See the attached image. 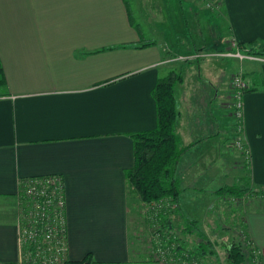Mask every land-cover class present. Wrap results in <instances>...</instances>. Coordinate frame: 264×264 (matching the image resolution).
<instances>
[{"label": "crops", "instance_id": "1", "mask_svg": "<svg viewBox=\"0 0 264 264\" xmlns=\"http://www.w3.org/2000/svg\"><path fill=\"white\" fill-rule=\"evenodd\" d=\"M125 1L128 8L123 0H0L1 264L19 258V182L51 174L64 181L67 259L90 253L100 264H137L130 230L139 223L137 207L146 219V205L131 195L125 176L133 165L131 134L156 126L151 91L172 69L182 75L174 91L175 132L181 146L196 142L177 164L180 211L194 209L183 196L189 182L197 186L199 160L213 159L211 106L239 68L247 82L240 134L248 153L245 180L264 187V61L222 55L232 42H264V0H220L216 11L200 9L198 0ZM185 7L195 28L197 21L209 28L216 22L209 53L191 33ZM203 57L223 68L221 77L206 62L205 74L190 68ZM243 221L251 252L264 264V202L249 203Z\"/></svg>", "mask_w": 264, "mask_h": 264}, {"label": "rangeland", "instance_id": "2", "mask_svg": "<svg viewBox=\"0 0 264 264\" xmlns=\"http://www.w3.org/2000/svg\"><path fill=\"white\" fill-rule=\"evenodd\" d=\"M200 9H203L201 5ZM185 12L186 18H188L190 23L191 33L201 36L199 40L204 44L203 50L208 53L214 50L213 41L217 33L216 22L210 20L209 28L208 25L206 26L205 22L197 21V26L195 28L192 23L195 17H192L191 10L185 7ZM202 13L204 14L207 12L202 11ZM197 16L198 15H196V17ZM211 34L212 38H210ZM244 60L245 59L242 61ZM171 61L170 63H173V61ZM214 61L215 60H211L207 57L199 58L197 62L192 64L193 67L190 68L193 70L198 68L197 71H195L199 75L205 74L206 67L204 65L206 62L208 65L212 66V68L210 66L208 67L209 73L213 76L221 77L223 68L220 69L221 67L215 66L216 64L214 65ZM217 64L222 65L219 61H217ZM185 67L188 68L187 65ZM232 75L231 78H229V85L219 91L220 98L217 101V107L211 106V111L217 118L215 124L216 128L214 127L215 130H217L213 135L215 136L216 143L211 153L213 159L204 157L199 160L198 164L200 165L197 166L200 167V171L202 172L200 175L197 174L194 178L197 186L191 189L190 186L193 183L189 182L187 185L189 189L185 196H183L184 203L194 208L191 212H187L188 215H186V217H190V219L193 218L197 221V226L204 236H199L194 232L191 234L182 233L183 226L185 225L183 218L178 212L173 211H168L173 225L172 231H156L158 222L151 223L146 217V212H144L146 219H142V217L139 218L140 209L137 207L139 223L135 225L136 227L134 229L130 230V234H132L131 241H133L137 247L138 257L137 261H135L137 264H184V261L189 262L188 259L185 260L188 252L196 250V245L198 243L205 244V240H202L204 238L209 241L208 244H211L215 254L206 251L204 255H199L197 254L199 250H196L198 252H196V256L193 258L198 259L201 264H226L223 248L225 245L232 242L242 243L246 258L244 264H257L256 255L251 252L250 244L246 237L243 214L247 205L252 201H260V203H263L264 194L251 195L250 192H245L240 196H231L229 194L216 193L218 188L225 185H234L241 189H253L249 185V182L245 180L246 171L244 169L248 158L243 154V150L237 148L235 145L239 133L237 129V120L234 116L235 101L234 92L232 90ZM213 80L218 81L219 79L213 78ZM188 90H190V87ZM198 105L201 104L198 103ZM195 107L193 109H195ZM197 109L199 110V108ZM197 109H195V113L198 111ZM184 111H188L186 106L184 107ZM197 166L190 165L189 170L196 173ZM201 185L202 188H200ZM163 203L164 202H161L160 205L163 206ZM182 214L184 215V213ZM174 237H176L177 241H184L183 243H185L186 246L185 251H182L178 256L174 252H169L165 246L170 243V240L174 239ZM172 245L174 244L172 243ZM169 248L172 249L174 247L171 246ZM165 255L169 256L165 258Z\"/></svg>", "mask_w": 264, "mask_h": 264}, {"label": "trees", "instance_id": "3", "mask_svg": "<svg viewBox=\"0 0 264 264\" xmlns=\"http://www.w3.org/2000/svg\"><path fill=\"white\" fill-rule=\"evenodd\" d=\"M125 7L128 4L125 0ZM200 1V0H198ZM201 8L209 11L203 3ZM135 29L139 31L138 26ZM152 42H141L139 46H148ZM244 49L248 54L264 57V42L260 44L238 45V48ZM182 81L180 72L172 69L166 74L160 76L151 91L156 108V126L151 130L139 131L131 134L133 141V165L125 171V176L129 186V192L140 202L146 205V216L151 223H157L156 231H172L173 225L168 215L169 212H178L184 221L182 233L192 232L199 236H204L197 226L195 219L187 218L180 211L179 195L182 191L181 180L177 175V164L181 155L190 149L194 143L191 142L185 146H181L179 137L175 132V122L177 119V110L175 106V86ZM3 85V73L0 64V86ZM246 90V89H245ZM252 195L264 194V187L257 189L244 188L241 189L234 185H225L216 190L218 194H229L231 196H240L243 193ZM163 203V206L158 209V205ZM154 209L156 213H154ZM169 211V212H168ZM199 231V232H198ZM183 235V234H182ZM205 244L198 243L196 251H190L186 255V259L190 260L196 256L204 255L206 251L215 254L211 244H208L205 238ZM176 237L170 240V243L165 246L169 252L180 254L185 251V243ZM172 243L174 245H172ZM173 246L174 248H169ZM224 256L226 264H244L245 254L244 247L241 242H232L224 246ZM169 256V255H167ZM176 258V256H175ZM1 264V263H0ZM15 264V263H5ZM64 264H100L95 261L90 253H87L79 260L67 259ZM103 264H118V263H103Z\"/></svg>", "mask_w": 264, "mask_h": 264}, {"label": "built area", "instance_id": "4", "mask_svg": "<svg viewBox=\"0 0 264 264\" xmlns=\"http://www.w3.org/2000/svg\"><path fill=\"white\" fill-rule=\"evenodd\" d=\"M210 10H217L220 0H200ZM233 50L222 53L223 56L264 61L261 56H254L240 51L232 42ZM184 58V57H180ZM247 82L242 68L232 75L234 92V116L237 120V148L243 150L248 158L240 138L242 130L243 93ZM161 205H158V209ZM17 215V242L19 258L15 264H64L67 260V220L66 197L63 178L58 174L33 176L19 182ZM154 213H156L154 209ZM167 248V247H166ZM159 250V249H158ZM165 252V250H164ZM167 255H165V258ZM187 260V259H185ZM184 264H201L191 258Z\"/></svg>", "mask_w": 264, "mask_h": 264}]
</instances>
